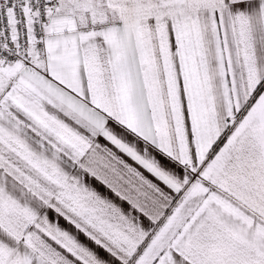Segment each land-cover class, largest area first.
<instances>
[{"label":"snow or ice","instance_id":"1","mask_svg":"<svg viewBox=\"0 0 264 264\" xmlns=\"http://www.w3.org/2000/svg\"><path fill=\"white\" fill-rule=\"evenodd\" d=\"M0 264H264V0H0Z\"/></svg>","mask_w":264,"mask_h":264}]
</instances>
